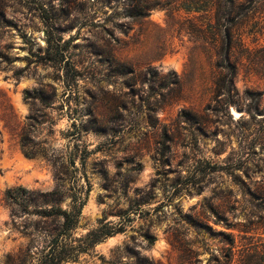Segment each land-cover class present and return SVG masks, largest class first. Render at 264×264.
I'll return each instance as SVG.
<instances>
[{
  "label": "rangeland",
  "instance_id": "obj_1",
  "mask_svg": "<svg viewBox=\"0 0 264 264\" xmlns=\"http://www.w3.org/2000/svg\"><path fill=\"white\" fill-rule=\"evenodd\" d=\"M137 1L0 0V264H43L62 226L16 187L86 198L65 241L101 240L65 264H216L225 235L232 264L264 252V0H241L229 93L216 0Z\"/></svg>",
  "mask_w": 264,
  "mask_h": 264
},
{
  "label": "trees",
  "instance_id": "obj_2",
  "mask_svg": "<svg viewBox=\"0 0 264 264\" xmlns=\"http://www.w3.org/2000/svg\"><path fill=\"white\" fill-rule=\"evenodd\" d=\"M247 1V0H245ZM245 1L241 0H216L215 8V19L218 24H220V46H219V56L220 63L219 67L221 68L222 73L224 74V81L228 87L226 91L229 93L231 86L234 83V78L236 75V70L233 62L231 61V52L233 48V35L232 28L234 25L241 19L246 16V13L250 9V6H245ZM252 0H250L251 2ZM134 5H131L126 10V17L128 18H141L146 17L149 14V10L152 8V5L148 3H143L141 1L133 0ZM250 4V3H249ZM50 29V28H49ZM47 47L49 50L58 49V46L53 41L51 32L47 33ZM217 88H221V92L224 91L225 84L220 86L217 85ZM26 98L31 100L32 97L26 93ZM225 104L230 105V101L225 102ZM58 189V188H57ZM39 198H43L42 202L51 203L49 209H40L37 211L38 214H41L44 217L48 218H60L62 220L61 230L53 237L48 245V250L44 254L43 264H65L70 261H77L78 256L81 253L89 251L96 243L100 242L101 239L90 236L89 240H86L81 245L72 246L69 243H66V235L74 229L79 221L81 215V210L85 205L86 198L82 199L78 197L73 199V206L71 210H62L57 206L61 201V197L54 193L43 194L41 192H35L23 187H16L11 190H8L4 194L5 202L11 207H18L22 211H27L28 207L32 204L35 205ZM115 232L106 234L105 236H113ZM229 247L226 252L223 253L221 260H216V264H232L235 252H234V241L233 237L230 235H225ZM106 238V237H105ZM241 264H264V252H252L248 251L242 255Z\"/></svg>",
  "mask_w": 264,
  "mask_h": 264
},
{
  "label": "bare ground",
  "instance_id": "obj_3",
  "mask_svg": "<svg viewBox=\"0 0 264 264\" xmlns=\"http://www.w3.org/2000/svg\"><path fill=\"white\" fill-rule=\"evenodd\" d=\"M234 116H236V113L234 112Z\"/></svg>",
  "mask_w": 264,
  "mask_h": 264
}]
</instances>
